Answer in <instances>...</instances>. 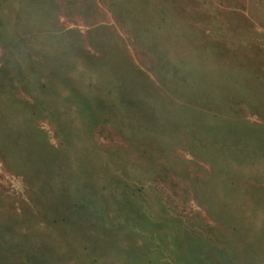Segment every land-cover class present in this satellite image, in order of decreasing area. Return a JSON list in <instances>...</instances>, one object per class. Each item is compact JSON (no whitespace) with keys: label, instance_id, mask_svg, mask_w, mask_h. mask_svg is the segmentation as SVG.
Listing matches in <instances>:
<instances>
[{"label":"rangeland","instance_id":"1","mask_svg":"<svg viewBox=\"0 0 264 264\" xmlns=\"http://www.w3.org/2000/svg\"><path fill=\"white\" fill-rule=\"evenodd\" d=\"M13 3L0 264H264V0Z\"/></svg>","mask_w":264,"mask_h":264},{"label":"trees","instance_id":"2","mask_svg":"<svg viewBox=\"0 0 264 264\" xmlns=\"http://www.w3.org/2000/svg\"><path fill=\"white\" fill-rule=\"evenodd\" d=\"M13 1H14V0H10L9 2L6 1V0H0V3H3V4H4V3L7 2V3H8L7 6H10V5H11V6L14 7V3H13ZM6 71H7V70H6ZM0 72H2V71H0ZM1 74H2V73H1Z\"/></svg>","mask_w":264,"mask_h":264}]
</instances>
